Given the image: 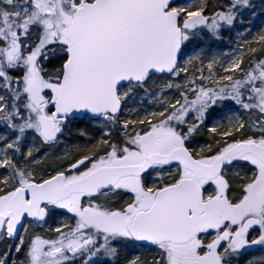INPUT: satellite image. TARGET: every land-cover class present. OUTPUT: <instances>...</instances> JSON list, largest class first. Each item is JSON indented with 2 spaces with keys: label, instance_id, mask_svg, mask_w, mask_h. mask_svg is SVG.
<instances>
[{
  "label": "snow or ice",
  "instance_id": "obj_1",
  "mask_svg": "<svg viewBox=\"0 0 264 264\" xmlns=\"http://www.w3.org/2000/svg\"><path fill=\"white\" fill-rule=\"evenodd\" d=\"M0 264H264V0H0Z\"/></svg>",
  "mask_w": 264,
  "mask_h": 264
},
{
  "label": "trees",
  "instance_id": "obj_2",
  "mask_svg": "<svg viewBox=\"0 0 264 264\" xmlns=\"http://www.w3.org/2000/svg\"><path fill=\"white\" fill-rule=\"evenodd\" d=\"M218 47H224L223 45H218Z\"/></svg>",
  "mask_w": 264,
  "mask_h": 264
}]
</instances>
